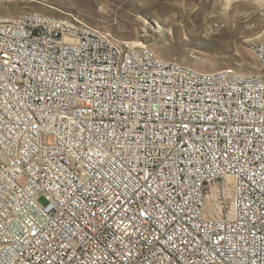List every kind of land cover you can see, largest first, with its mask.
Wrapping results in <instances>:
<instances>
[{
  "label": "built area",
  "instance_id": "obj_1",
  "mask_svg": "<svg viewBox=\"0 0 264 264\" xmlns=\"http://www.w3.org/2000/svg\"><path fill=\"white\" fill-rule=\"evenodd\" d=\"M253 52L255 73L197 71L72 14H0V264H204L191 254L214 229L232 242L233 264H264V137L255 132L264 124V40ZM37 72L67 117L64 150L44 157L43 169L37 117L24 115L43 107L25 94ZM117 107L115 120L132 121L118 141L130 163L114 160L92 179L95 161L72 163L84 156L72 133L95 139L90 129L101 116L114 127L103 114ZM129 134L140 144L155 134L156 147L137 148ZM57 139L47 135L46 150Z\"/></svg>",
  "mask_w": 264,
  "mask_h": 264
},
{
  "label": "rangeland",
  "instance_id": "obj_2",
  "mask_svg": "<svg viewBox=\"0 0 264 264\" xmlns=\"http://www.w3.org/2000/svg\"><path fill=\"white\" fill-rule=\"evenodd\" d=\"M72 14L116 39L139 42L164 60L197 71H258L264 0H14L0 14Z\"/></svg>",
  "mask_w": 264,
  "mask_h": 264
},
{
  "label": "snow or ice",
  "instance_id": "obj_3",
  "mask_svg": "<svg viewBox=\"0 0 264 264\" xmlns=\"http://www.w3.org/2000/svg\"><path fill=\"white\" fill-rule=\"evenodd\" d=\"M0 70H2V68H0ZM12 75H15V73H12ZM39 75L40 73L37 72L35 76L30 77L29 88L31 89V92L26 89L25 94L32 98L33 104L40 105L42 103L43 107L40 108V115L37 116V111L32 108L31 105H29L24 115L28 116V114L31 113L32 116L37 117L35 122L38 127L36 128L33 136L40 142V148L42 150L40 162L41 168L43 169L44 157L55 159L52 153H57L58 155L60 151L64 150L62 148V145L65 142L66 134L64 133L63 129V121L66 120L67 117L65 116L62 118L59 115V108L57 106L58 97L55 88L50 87L48 81L45 79H36V76ZM66 92L67 89H63L61 97H63ZM25 103L27 104L28 101H25ZM109 103H111V101H109ZM93 114L95 115V110H93ZM115 114H120L119 107L110 109L107 113L103 114L104 116H107L110 119V122L112 124H114V127H112L111 129H104V125L102 123L103 116H101V122L96 123L95 126L90 129L92 137H94L95 139L89 137H76V131H78V129H74L72 133L73 138L77 139L80 145V148L77 149V152H80L82 148L84 153L83 157L73 160L72 163L73 165L84 163L86 167L87 164H92L93 161H95V164L93 165L94 174L92 179L95 178L96 173H99L101 176H103L104 172L106 170H109V166L114 167V160H119L121 164L130 163L125 155V152L123 151L124 146L118 141L119 133L121 130L128 131L130 133V130L132 128L131 117L130 115H122L121 120H115ZM207 118L211 119L210 116H208ZM180 126L184 130L189 131L190 134V130L188 129V125L186 123H183L181 121ZM46 128L48 129L47 132H45ZM98 129L104 130L98 131ZM205 131H207V129H205ZM255 132L259 133L261 137H264V124L261 125V128L255 129ZM54 134L58 137V139L56 140V143L52 145L50 151L46 150L48 149V145L44 144V139L47 135ZM101 136L103 137V140H101ZM154 137L155 134L153 135V137L145 136L143 138V144H140L136 140H133L130 134L128 136V139L129 143L136 144L137 148H147L149 146L155 148L156 144L154 143ZM209 139H211V137H209ZM185 152L186 149H181V154H184ZM222 155L228 156L230 161L234 159L227 146L222 152ZM165 156L170 159L171 152L166 151ZM100 157L104 158L101 159ZM236 162L239 163V160L237 159ZM173 163H175V161H173ZM96 165H98L99 167H96ZM179 170L183 171L182 168ZM168 171L169 173H171L170 167L168 168ZM237 171L241 174H244L246 170L238 169ZM137 179H139V177H137ZM145 184H147V181H145ZM150 192L151 188L149 187L148 193L146 194H149ZM72 195H75V193H73ZM171 198V195H169L168 199ZM141 199H143V197ZM155 199L160 200L161 203H165V200L160 199L159 196L155 197ZM193 199H195V197H193ZM153 207H155V203H153ZM181 211L183 212L185 210L182 209ZM246 215L247 210L242 209L241 217L243 218ZM262 219H264V217H262ZM225 227H227V225H225ZM33 235H35V233H33ZM213 237H219V239H213ZM169 239H171V237H169ZM189 243L190 242L188 239L184 240L185 246L189 245ZM231 243V241L220 237L219 231L214 229L210 233H206L205 236L201 237V245L197 247V249L191 255L197 256L198 259L203 260L204 264H207L209 260L213 261V264H215L217 260L219 261V264H233L234 258L233 256L229 255L230 251H234V249L231 248ZM200 248H205L206 250L201 253ZM212 253H215V256H213ZM261 255L262 257H264V254ZM185 259H191V257L185 256Z\"/></svg>",
  "mask_w": 264,
  "mask_h": 264
},
{
  "label": "bare ground",
  "instance_id": "obj_4",
  "mask_svg": "<svg viewBox=\"0 0 264 264\" xmlns=\"http://www.w3.org/2000/svg\"><path fill=\"white\" fill-rule=\"evenodd\" d=\"M256 1H259V0H256ZM261 1V0H260ZM136 43V42H135ZM137 44H139V42H137Z\"/></svg>",
  "mask_w": 264,
  "mask_h": 264
}]
</instances>
